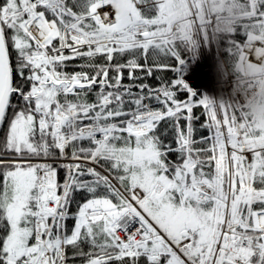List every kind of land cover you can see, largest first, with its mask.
<instances>
[{"label":"snow or ice","instance_id":"snow-or-ice-1","mask_svg":"<svg viewBox=\"0 0 264 264\" xmlns=\"http://www.w3.org/2000/svg\"><path fill=\"white\" fill-rule=\"evenodd\" d=\"M0 264H264V0H0Z\"/></svg>","mask_w":264,"mask_h":264}]
</instances>
